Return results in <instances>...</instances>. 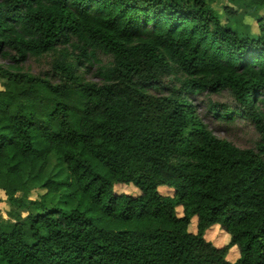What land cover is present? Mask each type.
Instances as JSON below:
<instances>
[{"label":"trees","instance_id":"16d2710c","mask_svg":"<svg viewBox=\"0 0 264 264\" xmlns=\"http://www.w3.org/2000/svg\"><path fill=\"white\" fill-rule=\"evenodd\" d=\"M219 1L0 0V264H264V0ZM225 89L257 149L198 114Z\"/></svg>","mask_w":264,"mask_h":264},{"label":"rangeland","instance_id":"374dc122","mask_svg":"<svg viewBox=\"0 0 264 264\" xmlns=\"http://www.w3.org/2000/svg\"><path fill=\"white\" fill-rule=\"evenodd\" d=\"M229 5L230 4L227 0H222L215 4L220 12L223 11V20H227V14H225L224 12V7ZM240 14L244 16V22L246 23V25L251 26L252 24V30L254 32H257L256 14L246 10L240 11ZM54 56H56L55 53H49L39 58L30 57L26 62V68L36 74H45L46 72L50 71L52 60L55 58ZM89 77L98 81V77L93 74H91ZM171 81L172 77L167 79L164 84L166 86H168L169 84L172 85ZM0 88H2L1 85ZM194 103L197 108L198 114L203 118V121L218 137L227 139L241 148L257 149L256 141L259 139V134L256 128L251 123H248L243 119H235L234 122L231 123L228 121H223L218 119L210 110L214 103L227 105L232 103V95L229 90L225 89L222 92L213 95H198L197 97H195ZM57 162L58 161L56 160V158L52 157L51 166L56 165ZM167 188L169 187L161 186L160 190L162 189L167 194H170L171 191H167ZM115 191L118 193H129L135 196L140 193V189L134 184H116ZM41 193L42 191H37L33 195V197H38ZM0 196L5 197V192L2 189H0ZM0 209L4 211L3 213L5 217H7L6 212L8 211L9 206L7 204L0 203ZM221 226L222 225L220 224H216L212 226L207 233V239L212 241L217 246H224L231 240L229 235L230 233L227 234ZM191 227L192 229H195L197 227V217H194ZM239 253V247L238 245H235L231 248L229 257L232 260H236L240 255Z\"/></svg>","mask_w":264,"mask_h":264}]
</instances>
